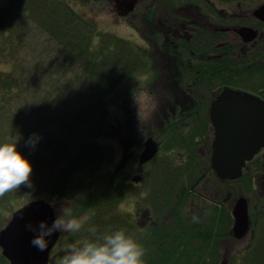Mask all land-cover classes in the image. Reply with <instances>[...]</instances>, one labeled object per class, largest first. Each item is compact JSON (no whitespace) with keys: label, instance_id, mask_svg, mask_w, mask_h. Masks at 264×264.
I'll list each match as a JSON object with an SVG mask.
<instances>
[{"label":"trees","instance_id":"obj_1","mask_svg":"<svg viewBox=\"0 0 264 264\" xmlns=\"http://www.w3.org/2000/svg\"><path fill=\"white\" fill-rule=\"evenodd\" d=\"M177 1L195 3V0ZM255 2L214 0L213 15L221 19L219 10L226 9L224 4L243 7L244 3L252 6ZM24 23L32 24L54 43L59 59L64 62L57 67L63 70L62 74L76 71L75 78H80L82 84L73 114L65 116L64 120L57 114L52 123L50 109L53 103L56 110L61 109L59 105H62L63 93L68 88H64L63 93L58 88L43 89L40 97H33L34 100L39 98L36 107L32 103L28 108L24 105L23 110H18V113H24L21 117L7 108L14 101L22 103L30 88L24 86L21 78L14 76L13 72L0 69V142L9 137L17 141L18 151L32 165V185L36 184L45 193L46 200L54 201L66 200L90 185H99L102 192L89 197L86 209L90 210L92 217L89 225L96 229L97 236L119 228L126 229L145 249V264H218L217 260L209 259L212 254L210 236L203 222L184 218L183 211L193 194L191 189L195 181L177 194L182 184H187L186 178H191L194 166L179 162L177 154L174 158L158 154L147 164L151 167L149 178L135 186L132 181L137 178L139 170V152L135 150L123 157L116 172L104 170L111 151L99 140L108 134L111 126L107 120L108 100L125 98L130 94L135 77L147 69L149 59L145 54L129 41L99 32L97 25L75 10L67 0H7L6 6L0 8L1 39H15L19 25ZM215 64L220 63L216 61ZM220 65L215 66V79L218 84H224L225 80L216 76L219 71H224ZM53 93L59 95L51 103ZM173 134L162 151L179 149L187 143L176 139L178 131L174 130ZM72 136H75V141L71 143ZM140 139H144V134H140ZM136 142H139L137 148L142 150V142ZM13 193L0 197V209L5 202H10ZM131 196L149 206L155 217L156 226L150 228L148 235L136 226L131 228L118 212L122 200ZM173 210L177 217L170 224L174 227L163 220V216ZM214 254H218L216 245ZM3 261L8 263L5 258ZM237 264H264V237Z\"/></svg>","mask_w":264,"mask_h":264},{"label":"flooded vegetation","instance_id":"obj_2","mask_svg":"<svg viewBox=\"0 0 264 264\" xmlns=\"http://www.w3.org/2000/svg\"><path fill=\"white\" fill-rule=\"evenodd\" d=\"M194 2L188 4L193 12V16L185 17L188 20L181 17L165 20V28L168 30L165 31V37H162L165 47L161 55L165 60L167 53L174 54L175 60L172 59V61H177V63L169 67L170 63L166 62L164 66L174 71L167 79L168 84L178 87L180 91L179 95H173V103L170 102L167 106L165 121L167 124H174L172 130L179 132L176 139L180 143L187 142L182 144V148L181 146L177 148L180 151L177 154L180 158L178 161L182 164H190L195 169L203 168L201 174L194 180L195 184L191 191L193 197L206 201L208 206L200 216L196 214V218L192 221L201 220L203 226H207L210 236L209 246L212 249L209 259L217 260L221 264L239 263L245 253L264 237V147L251 161L246 162L240 179L220 180L211 167L216 138L211 110L222 97L225 89L249 94L258 99L260 105L264 104V20L256 19L253 13L252 18L254 19H247V17L237 19L238 12L242 15L243 11L240 5L236 10L234 8L220 9L221 19H218L213 15L214 0H195ZM116 13L123 16V11L118 8H116ZM228 14H232L233 17H229ZM242 27H249L256 31L253 41L247 43L241 38L238 29ZM231 33L235 34L233 40L230 37ZM216 61L224 68V71H219L216 75L225 80L224 84L216 82L215 66H221L215 64ZM154 64L149 62L153 74L148 78V82L152 85L161 82V78L155 75L156 66ZM164 95V97L167 96ZM167 100L169 102L170 99ZM237 104V101L232 100L226 102L228 107ZM150 138L154 139V137H148L146 140ZM156 143L160 154L162 145L160 142ZM149 173H146L148 175H137L141 179L135 178V182L141 184L149 178ZM205 181L208 184L206 194L202 193L199 188L200 184ZM242 191L248 192L247 196H242ZM242 199L247 206L249 230L242 239H237L233 231L236 222L234 211ZM60 201L67 202L68 200ZM145 209L143 213L138 209L135 210L136 214L130 215L132 218L121 215L128 224L130 223L131 228L136 226L148 235L150 228L156 226V220L149 206ZM74 210H77L76 214L72 213L71 216L77 219L83 217L84 215L81 216V214L84 212H88L86 208ZM57 213L55 212V216H58ZM142 214L148 215L149 227L144 226L145 222L140 223ZM91 222L92 217L89 216L88 220L84 221L82 229L73 233L74 237L70 235L71 232L67 233L69 235H64L65 232H58L59 238L50 253L48 264H56L69 245L93 239L94 237L88 232L93 228L89 225ZM87 226L90 228L87 229ZM99 236L96 235V237ZM229 241L246 243V245L233 258L227 259L222 247ZM214 245L218 247V254H214ZM3 258L5 257L0 248V264H6ZM7 262L11 264L8 260Z\"/></svg>","mask_w":264,"mask_h":264},{"label":"rangeland","instance_id":"obj_3","mask_svg":"<svg viewBox=\"0 0 264 264\" xmlns=\"http://www.w3.org/2000/svg\"><path fill=\"white\" fill-rule=\"evenodd\" d=\"M134 1L137 2L134 11L128 15H123V17L116 13L114 0H94L92 2L67 0L75 10L96 24L99 32L117 36L137 46V48L145 54L146 59H150V61L148 60L150 64L155 63V75L161 78L160 84L153 83L152 85L148 82V78H150L153 73L149 63H147V69L142 74L135 77L134 87L136 85V88L133 87L128 96L125 98L108 100L107 120L111 126L108 127V134H105V136L99 140V143L105 145L111 151V158L104 168L105 171L109 172H116L119 164L123 162V157H127L129 153L137 151L139 152L140 158L144 148L142 150L137 148L139 147V142L136 141L140 140L144 146L147 141L146 138L151 136L154 137L156 142L161 143L162 148L170 143V140L174 135L172 130L174 124L166 123L165 114L167 112L165 113V110L167 111V106L170 102L173 103V95H179L180 91L178 87L168 84L167 79L170 74L174 73V71H172V68L169 70L164 66L166 62L170 63L168 65L169 67H172V65L177 63V61H174V54H172V52L171 54L167 53L165 60L161 55L163 54L162 52L165 47L164 39L162 37H165V31L168 30L165 28V20L166 18L174 20L178 19V17L185 19V17H189L187 15L193 16V12L188 7V4L179 3L177 0ZM263 3L264 0H256L252 6L251 3H244V6L242 7V15L238 12V15L242 17L237 15L236 18L243 19L247 17V19H254L252 18L253 11ZM6 4L7 0H0V8H3ZM224 5L226 9H237V5ZM232 14H228V16L233 17ZM234 35L235 34L233 33L230 35L232 40L235 37ZM15 36L16 38L12 41H4L0 37V69L11 71L14 76L20 77L25 84L24 86L30 88V92L24 96L22 103L14 101L7 109H11L14 114L21 115L22 117L24 116V113H18V110H23L22 106L24 105L28 108L32 103L36 107L39 103V98L34 100L33 97H40V95L43 94V89L58 88L63 93L64 88H68L63 93L64 101L62 102V105H59L61 109L58 108L56 110L54 103L50 109L52 123L57 114H60L58 116L61 117L62 120L66 119L65 116L72 115V112H74L73 110H76L74 107L77 103V95L82 88L81 79L75 78L76 71L62 74L63 70L57 66L64 64V62L59 59L56 46L32 24H20ZM95 42L97 44L99 43L97 37ZM172 59L174 60L172 61ZM59 93L52 94L50 100L51 103L54 102L52 100H54ZM164 94L167 96L164 97ZM167 99H170L169 102ZM163 124H165V126ZM163 126L165 128H163ZM140 134H144V139H140ZM74 137L75 136H72L70 139L71 143L75 141ZM162 148L160 155L164 154L165 156L174 158L176 156L175 154L180 153L177 149H173L172 151H162ZM150 170V166L143 170L139 169L136 176L145 175L146 173H149ZM202 170L203 168L201 167L195 169L191 178H186L185 181L187 184L184 185L183 183V187H180L177 194H180L183 188L189 185L188 183L194 181L201 174ZM132 182L135 186L140 185L135 181ZM207 186V181L200 184L199 188H201L202 193L206 194L208 191V188H206ZM100 191L101 188L99 185L93 184L88 186L84 191L77 192L76 194L74 193L66 199L68 200L67 202H63L54 201L53 199L46 200L45 193L41 192V189L37 187L36 184H34L32 188L27 189L22 186L20 189L14 191L10 202H5L6 204L4 203L0 209V231L6 227L12 214L27 203L44 200L54 207V210L55 212H58V215H61L64 209H67L70 214L73 213V215H75L77 210L74 209H87L89 207L88 204L90 203L89 197L98 195ZM247 193L248 192L242 191L241 195L247 196ZM193 196L188 198V205L183 211L185 215L184 218L189 219L190 221H192L193 218H196V214L200 216L205 212L208 206L206 201ZM146 206L147 205H143L140 202V199L135 196L126 197L119 204L118 212L125 217H129L131 214H136L137 209L140 210L141 213L145 212ZM174 211L175 210L171 211L168 215L163 216V220L167 221L168 224L174 222V219L177 217L176 211ZM81 216L86 217V220H88L90 211L84 212ZM130 218H132V216H130ZM142 222H145V227L150 226V224L147 223L149 222L147 214L143 215L140 220V223ZM170 225L174 227L173 224ZM205 227L207 229V226H204V228ZM67 233L69 232H65L64 235H69ZM70 235L74 237L73 232H71ZM72 236H70V238ZM245 245L246 243L229 241L224 243L222 251L226 258L230 259L240 250H243ZM218 264H221V262H218ZM227 264H229V262ZM231 264H237V262Z\"/></svg>","mask_w":264,"mask_h":264},{"label":"water","instance_id":"obj_4","mask_svg":"<svg viewBox=\"0 0 264 264\" xmlns=\"http://www.w3.org/2000/svg\"><path fill=\"white\" fill-rule=\"evenodd\" d=\"M122 15L132 13L137 5L134 0H114ZM254 17L264 20V4L253 12ZM238 34L245 42L256 37V31L249 27L238 29ZM230 96V97H229ZM237 101V105L228 107L226 102ZM211 119L215 127L216 138L213 145L212 169L222 180H237L243 175L246 162L264 147V104L249 94L225 89L222 97L211 110ZM159 154V146L154 139H148L139 158L140 165L153 161ZM55 216L54 207L38 200L25 204L12 214L5 228L0 231L2 255L11 264H48L51 250L58 241V232L48 238V247L40 252L32 247L33 233L26 224H38L46 220L49 224ZM236 219L234 236L242 239L249 230L246 202L242 199L234 211Z\"/></svg>","mask_w":264,"mask_h":264},{"label":"clouds","instance_id":"obj_5","mask_svg":"<svg viewBox=\"0 0 264 264\" xmlns=\"http://www.w3.org/2000/svg\"><path fill=\"white\" fill-rule=\"evenodd\" d=\"M29 139L32 141L33 138ZM31 173L32 165L18 151L17 141L9 137L0 142V197L22 186L32 188ZM85 220L86 217H71L70 212L64 209L61 215L54 216L51 224L41 220L36 225L28 223L25 227L33 233L32 247L45 252L49 237L57 232H79ZM89 232L93 239L69 245L56 264H145V249L126 229L119 228L99 237H96L95 228Z\"/></svg>","mask_w":264,"mask_h":264},{"label":"bare ground","instance_id":"obj_6","mask_svg":"<svg viewBox=\"0 0 264 264\" xmlns=\"http://www.w3.org/2000/svg\"><path fill=\"white\" fill-rule=\"evenodd\" d=\"M148 166H147V164H145V165H140V163L138 162V169H140V170H142L143 168L145 169V168H147ZM137 178L139 179H141V177H138L137 176ZM134 181H135V179H134ZM137 182V181H136ZM56 245V244H55ZM52 251V250H51ZM51 253V252H50Z\"/></svg>","mask_w":264,"mask_h":264}]
</instances>
